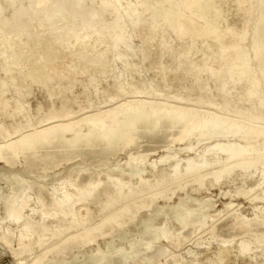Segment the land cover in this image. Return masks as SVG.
Wrapping results in <instances>:
<instances>
[{
    "label": "bare ground",
    "instance_id": "bare-ground-1",
    "mask_svg": "<svg viewBox=\"0 0 264 264\" xmlns=\"http://www.w3.org/2000/svg\"><path fill=\"white\" fill-rule=\"evenodd\" d=\"M17 1L19 7L12 10L10 15L2 14L7 6H12ZM48 1L50 0H0V73L5 77L4 80L11 82L12 85L13 78L11 75L15 69V72H22V82L28 80L27 83L30 87L36 89L42 87L49 78L47 68L50 64L53 68L54 65L52 64H55L57 60H68L70 56L71 63H79L82 59L80 51L85 45L83 41L87 37L86 34L95 27L96 33L94 35L97 34L96 36L99 38L102 36L109 38L105 42L103 41L104 50L102 49L103 51L101 53L99 51L100 54H97L100 56L99 61H91L95 72L92 77L90 76V81L87 80L91 86L90 91L88 87L85 92L93 96L98 95L94 82L103 86L105 82L120 81L122 83L121 80L132 79L133 81L134 78L136 79L135 75L138 74V69L132 67L133 64L130 63L128 54H126L132 53L130 43L134 39L138 40L140 43L139 50L141 49L139 53L141 52L142 58L149 59L148 53L151 51L149 46L154 41L153 34L157 28H159L157 30L167 29L168 35L176 36L180 40L187 39L185 53L194 51L196 41L201 40L199 52L202 57H213V63L217 65L216 70L209 66H203L210 74L211 81L222 82L221 89L218 88L219 91L217 92L227 90L226 85L228 84L236 85L247 82L248 87L245 89L247 98L258 94L255 92L254 85L257 82V79H254L255 65L258 66L263 77L261 81L264 86V7L259 0H151V2L150 0H134L133 2L136 3L128 2L125 8H121L124 0H90L94 5L93 10L81 12H78V8L85 0H55L54 2L51 0L53 3L49 9L43 10ZM22 2H26L28 7L33 4L35 11L41 10V12L25 10ZM255 3L258 9L256 13L257 27H255L251 41L253 44L251 56L245 41L248 23L253 16L252 10ZM138 7L143 14L149 15V20L144 19L143 15L138 13ZM76 17H80L81 24L79 19L78 22L76 21L77 23H74ZM94 18L96 19L94 20ZM33 23L34 26H31ZM127 23L132 25L131 33L126 31ZM76 24H80L81 27L79 25L78 28H75ZM103 24L107 25L102 26ZM33 27H43L44 30L35 36H30L26 43L19 42L20 35L22 33L27 34ZM82 32L85 33L80 35ZM46 34H52V43L64 44V46L66 44L67 48L70 47L68 44H71L73 48L75 45H79L80 51L59 58L57 52L49 51V41L45 38ZM19 43L20 45H18ZM62 47L61 45L60 48L62 49ZM67 48L65 49L67 50ZM59 51L61 50L59 49ZM111 52H116L117 60L113 59L111 62L110 60L107 62ZM253 60L256 62L255 64H253ZM200 62H202L201 59ZM182 63L179 65L180 68H183ZM193 66L196 65L193 64ZM26 67L28 70L23 72ZM162 67L160 66V68ZM179 67L176 69L178 70ZM83 68L80 67V70L83 71ZM160 68H156V70ZM46 69L47 71H45ZM162 69L163 72L160 75L164 74L165 76V71ZM146 70L150 71V69ZM111 71L115 73L114 77L110 75ZM60 73L58 75L62 76ZM65 74L63 73L64 77H66ZM156 74L152 73L154 76ZM159 76L158 78H160ZM102 79L107 81L103 80V83ZM210 79L206 81H210ZM134 81L132 86H134ZM178 81L181 80L178 79ZM151 82L154 80L151 79ZM167 82L165 83L167 84ZM125 85L129 84L126 82ZM119 88L122 90L121 87ZM14 91V95H17L18 98L25 99L29 98L26 96L31 93L19 90V86ZM36 91L39 93L38 89ZM132 94L134 96L140 95L141 98L148 100L140 99L132 103L122 102L116 105L114 109L103 111L95 116H87L74 122L70 120L72 112H64L58 116H45L32 123L30 120L22 121L25 116H22V119L15 118V111L12 108H7L6 98L0 93V117L8 116V121L16 119L10 130L5 127L4 122H0V176L5 175L6 172L9 176L12 173L11 177H7V175L2 178L10 182V192L9 195L0 199L4 209V214L0 215V243L6 245L14 264H23L24 262L21 258V248L26 249V255H31V242L33 241L30 242L31 235H35L34 241L38 248H42L46 242L45 234L49 233L53 238L51 244L35 256L36 261L33 264H43V261L40 262L39 260L40 256L46 249L55 246L57 242L62 240L71 245L78 242L83 247L92 243L90 239L92 235L103 237L106 233L108 234V231L116 229H119L116 237L119 240H124L127 227L136 220V217L140 216L141 211L145 210L147 205H154L151 211L153 213H150V216L151 214L158 215L167 203L161 207L156 202L169 197L167 193L170 192L173 195L175 190L183 191L185 185L182 183L186 180L198 182L201 186L202 178L207 175L203 173L211 170H214V180L218 182L220 179L229 176L234 169L232 164L237 165L236 167L241 171L243 183L246 181L251 183L248 190H237L236 195L243 196L248 203L253 204L254 214L252 218H247L245 215L241 216L238 210L229 212L227 216L232 223L228 226V232L230 230L241 234V240L236 241L234 245L237 257L248 256V264H264V251L258 250L259 246L264 244V208L258 206L259 202H264V153L252 146V143L259 142L261 147H264V116L262 114L257 115L256 120L246 119V122L240 124L241 129L238 135L233 136L229 132L225 133L228 127L222 123V117L214 116L216 120L210 119L211 114L208 111H198L191 108L188 98H174L178 101L179 106H173L165 103L166 101H149L150 95H155L150 90L138 88ZM94 97H89V104ZM31 98L33 100L34 96L29 99ZM95 99L97 100L96 97ZM257 101L258 104L255 106L259 109L262 107V101ZM42 104L44 106V103ZM232 116L245 118L242 116V112ZM75 126L76 129H74ZM174 130L177 134L172 142L178 144H182L184 140L187 142L178 150V153H183V157L172 156L171 158L169 156L166 159L163 158L165 161L171 159L172 162L166 165V174L161 176V180L153 184L146 180L144 174L147 175L149 171L157 174L158 169L153 168V164L150 163L147 172L145 160L148 156L142 153L128 157L125 169L106 172L102 176L106 181L103 192L108 194L109 200L99 210L98 214L95 212L93 214L99 215L106 210L110 211L99 223L88 229L83 226L89 221L90 216L87 214L92 209L88 205L101 184L99 175H88L84 180H80L78 177H66L60 186L58 184V188L51 186L50 189L41 185L33 187L31 183L16 175V172H31L34 168L40 171L52 170L78 157L86 158L89 154L93 155V158L114 155L126 147L136 146L139 139H146L151 142ZM239 143H245L247 146ZM198 145L204 146L196 149ZM250 152L251 155H249ZM114 172L117 174L114 175ZM133 180L138 185L136 190L133 188ZM183 199L185 198H178L175 204L167 206L171 213L176 214L175 219L178 227H180L179 230L186 229V223L192 221L194 213L199 216L200 227L204 229L205 218H214L212 215H206L207 212L203 211L205 206L210 208V203L202 201L200 211L195 212L192 208L184 209L185 201ZM78 215L81 216V221H78ZM141 225L144 235L143 245H140V249L131 245L130 255L132 258H141L142 261L149 264L154 261L156 256L165 257L166 255V251L161 247H156L154 241L161 239L167 240V242L172 241L177 246L182 243L183 239L180 238V234L171 240L167 234L168 231L158 230V232L150 234L149 225L146 222L141 223ZM215 230V227L208 229L213 233H216ZM79 231H82L83 234ZM234 239L235 237L227 241L217 239L218 248L213 259L207 257V260H210L208 263L228 264L231 250L229 245L234 242ZM13 242L16 243V249L11 245ZM112 242H106V254L103 255L96 251L98 257L84 255L81 257L83 258L81 263L76 262L77 257L67 261L62 256L55 262L48 264H86L84 263L85 260L88 261H86L87 264H126L125 256L117 254L115 259L108 256ZM190 253L192 252L185 253L190 256L189 258L181 257L182 259L174 264H201L199 258Z\"/></svg>",
    "mask_w": 264,
    "mask_h": 264
},
{
    "label": "rangeland",
    "instance_id": "rangeland-1",
    "mask_svg": "<svg viewBox=\"0 0 264 264\" xmlns=\"http://www.w3.org/2000/svg\"><path fill=\"white\" fill-rule=\"evenodd\" d=\"M50 1H48L46 6L43 8V10L49 9L50 5L55 0H53V2L51 1V3H49ZM133 1L134 0L122 1V7L121 8H125V5L128 2L133 3V4L136 3ZM150 2H151V0H150ZM259 2H261L262 7H264V0H259ZM90 3H91L90 0H85L81 4L80 8H78V12L93 10L94 5H93V3H91V4ZM22 6H23V8H25V10L30 9L31 11H34V12H41V10L35 11L36 9L33 6V4H31L30 7H28L26 2H22ZM18 7H19V3L17 1L12 6H7V8L4 9V12L2 14L10 15L12 10H14ZM138 8H139V10L137 9L138 13H140V15L142 14L143 15L142 17L144 19L149 20V18H150V17H148L149 15L147 13L143 14L140 7H138ZM37 9H39V8H37ZM63 9H65V8H63ZM257 11H258V9H257L256 3H255L254 9L252 10L253 16H251L250 22L248 23V28H247L248 33L246 35L247 39L245 41V45H247V48H248L251 56L253 54V52H252L253 44L251 43V41H252V37H253L255 27H257V21H256ZM147 17H148V19H147ZM79 18L80 17H76L74 23H77ZM96 18H94V20ZM79 20H80L79 22L81 24L82 21H81V19H79ZM74 23H73V26H74ZM80 24H76L75 28H78V26ZM106 25L103 24L102 26H106ZM31 26H34V23H33V25L31 24ZM43 27L45 28V26H43ZM43 27H38V28L33 27L32 30H30L27 34L22 33V35H20L21 37L19 38L20 39L19 42L26 43L30 36L32 37V36H35L36 34H38L39 32H42L44 30ZM80 27H81V25H80ZM131 27H132V25L130 23L126 24V31L128 33H131V31H132ZM34 28H35V30H34ZM157 29H159V28H157ZM157 29H155V33L153 34V36H154L153 40L154 41L151 43V46H149V47H151V51L148 54L150 56L149 59L151 61L149 59L142 58L141 52L139 53V51L141 49L139 50L140 43L138 42V40L134 39V40H132V43H130V49H131L132 53H126V54H128L127 56L129 57L130 63L133 64L132 67H136L138 69V74L135 75L136 79L135 78L133 79V81L135 80L134 86H132L133 85L132 79L127 80V81L121 80L122 83L120 81H117V82L110 81L107 83L105 82V84L103 86L97 82H94V85L97 87L96 89L98 92V95L97 94L94 95L97 98V100L95 99V97L93 95L85 92L88 87H89L88 89L90 91L91 86H89V83H88L90 81L89 78H90V76L92 77V74L95 72V70L93 68V64L91 63V61L92 62L99 61L100 56L97 54H100L104 50L105 45H104L103 41L105 42V40L109 38V37H104V36H102V38H99L96 36L97 34L94 35L96 33V31H95L96 29L94 27V28H92V30H90L86 34L87 37H85V39L87 38L88 40L84 39L85 42L83 41V43L85 45L82 43V45H84V47H82L81 51L78 49L79 45L78 46L75 45L73 48L71 46V44L70 45L68 44V47L69 46L70 47L67 48L66 44H65V46H64V44H54V43H52V37H51L52 34L51 35L46 34L45 38H46V40L49 41V51L57 52V56L60 58L63 55H73V54L77 53L79 50L80 55L82 56L81 57L82 59L79 61V63H76V62L71 63L72 60L71 61L69 60L71 58V56H70V58L68 60H59V61L57 60V62H55V64H52V65H54L53 68L50 64L47 68L49 78L43 83L42 87L36 88V89H33L34 87L33 88L30 87V85L27 83L28 80L23 81L24 82L23 83L21 81L22 80V72H20V73L18 71L15 72L16 69L12 71V75H11L13 78L12 79L13 85H15V87H13L11 82L9 83V81H5L4 80L5 77L3 76V74L0 73V93H2L4 98H6V102L8 103L7 108L8 109L12 108L15 111V114H16L15 118H21L22 116H25L22 121L26 122L27 120H30L32 123L39 121L40 119H42L45 116H58L60 113H64V112H72V114H71L72 118L70 117L71 118L70 120H72L71 122H74V121L80 120L81 118H84L87 116H95L99 113H102L103 111L110 110L112 108L114 109L116 107V105H118L119 103H122V102L132 103V102H134L136 100H140V99H143V101L148 100V99L141 98L140 95L134 96L132 94V92L135 89L138 90V88L143 89V90H150L153 94L157 95V96L150 95L149 101H152V102H154L155 100H159L161 102L166 101L165 103H168L169 105L179 106L178 101L174 100V98H188L190 100L189 105L191 106V108H194L198 111H208V113L211 114L210 119L216 120L214 118V116L215 117H218V116L222 117L223 118V119H221L222 123L228 127L227 131L225 133L229 132L233 136L238 135V132L241 129L240 124L242 122L243 123L246 122V119L256 120L257 115L262 114V116H264V86H263L262 81H261L263 77H262L261 73L259 72L258 66L253 65L254 66V79L255 80L257 79V82L254 83L255 89H256L255 92H258V94H254L253 96L249 97L250 99L247 98L248 95L245 92L246 91L245 89L248 87L247 82L239 83L236 85L228 84V85H226L227 90L225 89L224 91L219 93L217 91H219V89H221L222 82L211 81L210 74L207 72V70H205L203 68V66H206V67L209 66V67L216 70L217 65L215 63H213V61H214L213 57H209V58H203L202 57L201 53L199 52V49L201 48V40L196 41V48L194 50L195 52L191 51L190 53H185L186 48H187L186 47V42L188 41L187 39H181L180 40L176 36L168 35V33H166L167 29H165V28L160 29V30H157ZM32 31H34V32H32ZM83 33H85V32H82L80 35H83ZM97 40H99V41H97ZM100 41H102V42H100ZM161 42L163 43V45ZM86 44H87V46H86ZM18 45H20V43ZM61 45L63 46L62 49L60 48ZM152 46H153V48H152ZM154 46H155V49H154ZM65 48H67V50ZM59 49L62 52L59 51ZM152 50H153V53H152ZM99 51H100V53H99ZM64 52L65 53L67 52V53L65 54ZM115 54H116V52H111L110 53L111 57L110 56L108 57L107 62H109V60L111 62V60H113V59L117 60L116 59L117 57ZM157 54H158V56H157ZM185 54H187V55H185ZM124 57H126V56L124 55ZM179 57H180V59H179ZM186 57H187V59H186ZM161 59H162V61H161ZM185 59H186V61H185ZM200 59L202 62H200ZM173 60H175V61H173ZM180 61H181V63L183 62L182 63L183 68L179 67V65L181 64ZM193 62H195V63H193ZM255 63L256 62H254V60H253V64H255ZM152 64H153L154 68H153ZM193 64H195L196 66H193ZM188 65H189V67H188ZM160 66L161 67L165 66V67L164 68L162 67L163 68L162 69V68H160ZM80 67H84L83 71L85 73L80 70ZM138 67H140V68H138ZM177 67H179L178 70L176 69ZM156 68H160V69L156 70ZM172 68H174V69L172 70ZM47 69L45 71H47ZM145 69H150V71H149L150 73L148 72V70L145 71ZM152 69H153V71H152ZM161 69L165 71V76H164V74L160 75L163 72V71H161ZM183 69L185 71L187 69V71L185 72ZM27 70L28 69L26 67L23 70V72H26ZM144 71H145V73H144ZM155 71H157L156 72L157 74L155 73ZM171 71H174V72H171ZM75 72H77L78 75ZM111 72L112 73H110V75H112V77H114L115 73L113 71H111ZM158 72H160L159 73L160 76L158 75ZM59 73L62 74L63 77L61 75H58ZM63 73H66L65 74L66 77H64ZM152 73L156 74V75L154 76V75H152ZM167 73H168V75H167ZM184 74H186L185 75L186 77L184 76ZM158 76L160 78H158ZM165 77H166V79H165ZM181 77L183 78V80ZM186 78H187V80H186ZM151 79H153L154 82H151ZM178 79L181 81H178ZM194 79H196V80H194ZM209 79H210V81H206ZM87 80H89V81H87ZM103 80H105V79H102V82H103ZM105 81H107V80H105ZM184 81H185V83H184ZM203 81H205V82H203ZM3 82H5V83H3ZM126 82L129 85L126 86L125 85ZM165 82H167L168 85ZM244 84H245V86H244ZM1 85H4L5 87L1 86ZM94 85L92 84V86H94ZM18 86H19V90H21L23 92H31L29 95L27 94L28 96H26V97L30 98L31 96H34L33 100H32V98L31 99H29V98L25 99V98H20V97L18 98L17 95H14L15 94L14 90H16V88ZM122 86L124 89L122 88ZM223 86H225V85H223ZM226 86H225V88H226ZM240 86H242V87H240ZM119 87H121L122 90ZM37 89H38L39 93H37V91H36ZM32 91H33V94H32ZM228 91L230 92V94ZM243 91L245 93H241ZM11 92L13 93L12 95H11ZM223 92H225V93H223ZM226 92H228V93H226ZM36 93L38 96L35 95ZM215 93H216V95H215ZM242 94L244 95V97ZM236 95H237V97L239 96L238 99H237ZM87 96L94 97L90 104H89L90 98L89 97L87 98ZM22 99H24V100H22ZM245 100H247V101H245ZM257 100L262 101V107H260L259 109H258V107L255 106L256 104H258ZM42 103H44V106ZM199 104H201V105H199ZM196 106H198V107H196ZM38 107L40 108V110ZM32 109L35 110V111L34 110L33 111L36 114L32 111ZM79 109H82V110L77 112ZM32 112L34 115L32 114ZM240 112H242V116L245 117L244 119L232 116V115H235L237 113L240 114ZM21 114H23V115H21ZM15 118L8 121L9 117L3 116V117H0V122L1 121H2V123L4 122L5 127L10 130L11 127L13 126V124L15 123V120H16ZM64 121L69 122L68 120H64ZM35 126L39 127L38 125H35ZM74 129H76V126L74 127ZM176 134H177V132L175 130L172 132H167L164 135H162L159 139L151 141V142L147 141L146 139H139L136 146H134L132 148L126 147L123 151H118L114 155H110V156L104 155V156H101L99 158L98 157L93 158V155L89 154L86 158L78 157L77 159L71 160V162L70 161L67 162L66 163L67 165L65 163H63V164L59 165L58 167H56L52 170H46V171L41 170L40 171L39 169L34 168L31 172H19V173L16 172V175H17V177H20L21 179L28 181V183H31L33 187H35L37 185H41L43 187L45 186L44 188H47V189H50L51 186H52V188H54V187L58 188V184L60 186V183L66 177H71V178L78 177L80 180H84L85 178L88 177V175H97V176L99 175V178L101 177V184H100L98 191L96 192V194H94L93 198L91 199V203L88 205L92 209L89 210V213L87 214L88 216H90L89 221L83 226L84 228L88 229V228L95 226L97 223H99V221L106 214H108L110 211V210H106L103 213L96 215L99 213V210H101L102 207L109 200L108 194L103 192V190L105 189L106 181L104 180V178H102V176L106 172L115 171L118 169H125L126 168L125 163H126L128 157H130V156L134 157V156L142 153V154L148 156V157H146V160H145L147 172L149 171L148 166L150 163L153 164V168L158 169L157 174H153L150 171L147 175L144 174L146 176L145 177L146 180L149 181L151 184L156 183V181L159 182V180H161V176H163V174H166V169H167L166 165L172 162L171 159L170 160L168 159L166 161L164 159H166L169 156L171 158H172V156H176V157L178 156L180 158L183 157V153L182 154L178 153V150H180L182 145L187 143V142L185 140L183 141L182 144L172 142V139L176 136ZM142 140H144V141H142ZM239 144L247 146L245 143H239ZM148 145H150V146H148ZM171 146H173V147L171 148ZM203 146L204 145H198L196 147V149H200ZM252 146H254L256 149H258L262 153H264V147L263 146L261 147V144L259 142L252 143ZM167 149H169V150H167ZM251 154L252 153L250 152L249 155H251ZM90 158H92V159H90ZM232 165H234V169L229 174V176L220 179L218 182H216L214 180V176H215L214 170L208 171L207 173H203V174H207V175L202 178L201 186H199L198 182H195L192 180H186L185 182H183L182 184L185 185L183 191L175 190L173 195H171L169 192V193H167V196H169V197H165V199H161V200H158L156 202V204H158V206H161V207L167 203L165 205V207L158 213V215L157 214L156 215L151 214V216H150V213H153L151 211H152L154 205L153 204L147 205L146 209L141 211L140 216H138V218L136 217V220H134V222H132L127 227L124 240H119L116 237L117 231L119 229L108 231V234L106 233L105 236H103V237H100L98 235H92L90 238L92 240V243L85 245L83 247L78 242L75 243L74 245H71L70 243L62 240L61 242H57V244L55 246H53L49 249H46V251L40 256L39 260H40V262L43 261L42 262L43 264H48L51 262H55L56 260H58L59 257L63 256L67 261H70L71 259H73V257H77L78 259H76L77 260L76 262L81 263V262H83V260H82L83 258H81V257L84 255L92 256V257H94V256L98 257V255H96V251H98V253L103 254V255L106 254L107 253L106 252V242L113 241L110 244L111 247H110L108 256H111L113 259H115L117 257L116 255L120 254L122 256H125L126 264H147L144 261H142L141 258H138V257L132 258L130 255L131 245L134 247H137L139 249L141 248L140 245L141 246L143 245L142 240L144 238V235H143V231L141 229L142 228L141 223L143 224L144 222H146L149 225L148 231L150 234H154V233L158 232V230H163L165 232L168 231L167 234L171 240H174L175 238H177V234L178 235L180 234V238L182 237V239H183L180 246L175 245L172 241L167 242V240H162V239L160 241H154V243H155L154 245L156 247L157 246L161 247L162 249H164L166 251V255H165L166 258L156 256L154 261L149 263V264H174L175 262L180 261L183 257L189 258L190 256L188 254H185L187 252H192L190 254L198 257L201 264H209L208 262L210 260H207V257H210V259H213L214 255L216 253V249L218 248L216 240L218 239V240L227 241V240L231 239L232 237H235V239H234V242L229 245V249H231V250L229 252L230 258H229L228 264H248V262H249L248 256H243L242 258L237 257V252H236V249L234 248V245H235L236 241L239 242L241 240L240 239L241 234H240V232L234 233V232H231L230 230L228 232V229H229L228 226H230L232 221L229 220V217L227 215L229 212H232L234 210H238V213H240L241 216L245 215V217H247V218H252V216L254 214L253 204L248 203L244 199L243 196L236 195L237 190H243V191L248 190L251 187V183L249 181H246L243 183V181L241 180V175H242L241 171L239 170V168L236 167L237 165H235V164H232ZM30 173H32V174H30ZM4 174L5 175H3V176L8 175L7 172ZM9 174H10V172H9ZM11 174H10V176L8 175L7 177H11ZM113 174L115 175L117 173L114 172ZM46 175H48V176L45 177ZM3 176H0L1 177L0 178V199H3V197L5 195H9V192H10L9 191L10 182L3 180L2 179ZM135 183H136L135 180H133L132 181L133 188L136 190L138 185ZM256 192L258 193V191H256ZM183 197L185 198V199H183L185 201V204L183 206L185 210L192 208L195 212H197V211H200L199 209L201 208L200 204L202 203V201L203 202L208 201V203H210L209 204L210 208L205 206L204 207L205 210H203V211L207 212L206 215H212V217H214V218H212V219L205 218L206 224H205L204 229H202L200 227V220L198 219L199 216H197L194 213V215L192 216V219H191L192 221H189L186 223V229L185 230H179L180 227H178V223L175 219L176 214L171 213L169 210V207L167 208V206L175 204L176 201L178 200V198H183ZM258 206L264 208V202L263 203L259 202ZM93 212H95L96 214H93ZM3 214H4V209H3V205H2V200H0V215H3ZM155 217H157V218H155ZM81 220H82L81 216L78 215V221H81ZM211 227L216 228V230H215L216 233L208 231V229ZM79 233H82V231H79ZM140 233H141V235H140ZM34 239H35V235H31L30 236V242H31V240H33L31 242L32 243L31 255H26V249L21 248V250H22L21 258L24 260L23 264L35 263V261H36L35 256H37V254L42 249L46 248L49 244H51V242L53 240V238L50 236L49 233L45 234L46 242L43 244L42 248H38ZM201 243H202V245H200ZM11 245L15 249L17 248L15 242L11 243ZM205 246L206 247L208 246V247L206 248ZM258 250L264 251V244L260 245ZM201 251L203 253H199ZM81 253H83V254H81ZM86 261L87 260H85L84 263L87 264L88 261L87 262ZM0 264H14V260L11 256V254L9 253L8 248L6 247V245H3L1 243H0Z\"/></svg>",
    "mask_w": 264,
    "mask_h": 264
}]
</instances>
